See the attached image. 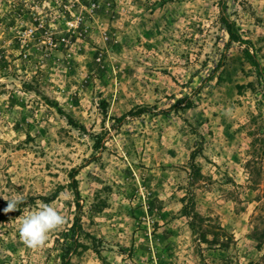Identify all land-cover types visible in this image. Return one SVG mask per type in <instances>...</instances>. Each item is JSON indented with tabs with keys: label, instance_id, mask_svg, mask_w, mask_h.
<instances>
[{
	"label": "rangeland",
	"instance_id": "rangeland-1",
	"mask_svg": "<svg viewBox=\"0 0 264 264\" xmlns=\"http://www.w3.org/2000/svg\"><path fill=\"white\" fill-rule=\"evenodd\" d=\"M0 264H264V0H0Z\"/></svg>",
	"mask_w": 264,
	"mask_h": 264
},
{
	"label": "clouds",
	"instance_id": "clouds-1",
	"mask_svg": "<svg viewBox=\"0 0 264 264\" xmlns=\"http://www.w3.org/2000/svg\"><path fill=\"white\" fill-rule=\"evenodd\" d=\"M7 207L3 209L5 214L17 211L19 205L24 202V197L17 193L14 197L5 199ZM38 208L28 211L17 218L20 222L19 239L28 249H42L49 239V234L65 223V217L52 205L38 201Z\"/></svg>",
	"mask_w": 264,
	"mask_h": 264
},
{
	"label": "trees",
	"instance_id": "trees-1",
	"mask_svg": "<svg viewBox=\"0 0 264 264\" xmlns=\"http://www.w3.org/2000/svg\"><path fill=\"white\" fill-rule=\"evenodd\" d=\"M226 11H227L226 10V6L222 2L221 6H220V9H219V23H220V26L223 29L224 33L228 36V43H230V44H239V45L246 44V41L243 39L240 30L235 25V23H233L228 18ZM5 18H7V17H5ZM244 54H245L246 58L249 60V62L255 68V70L257 72V75L262 77L263 76L262 75L263 74L262 73V68L260 67V64L256 60L255 56L249 53V51L247 50V46H245V48H244ZM43 99L46 101V104H50L51 103V101L47 97L43 96ZM68 120L70 122L69 124L73 125L71 120L70 119H68ZM70 178L72 179L73 182H75L73 174H70ZM76 228H77V226H76ZM78 228H81V226L78 227ZM70 245L71 244L67 245V247H66V249H67L66 255L69 254V251L71 249Z\"/></svg>",
	"mask_w": 264,
	"mask_h": 264
}]
</instances>
